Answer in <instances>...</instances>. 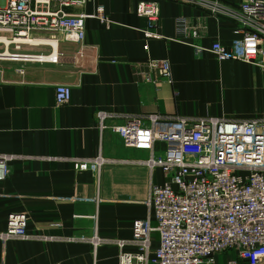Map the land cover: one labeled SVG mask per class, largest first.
<instances>
[{
	"label": "crops",
	"instance_id": "0c3cea01",
	"mask_svg": "<svg viewBox=\"0 0 264 264\" xmlns=\"http://www.w3.org/2000/svg\"><path fill=\"white\" fill-rule=\"evenodd\" d=\"M140 1L91 0L65 9L87 15L85 38L81 44L60 41L57 63L0 59V155L22 157L7 165L0 181V232L8 214L25 213L32 237L0 240V264H118L113 241L131 239L134 220L147 216L150 186L161 184L163 176L139 163L148 152L124 147L109 128L100 132L97 110L117 115L108 126L131 117L145 121L150 114L232 121L264 117V69L218 62L207 51L197 54L174 41L145 39L141 31L147 20L136 14ZM98 7L112 22L109 28L90 16ZM179 17L202 22L197 44L203 48L213 41L229 48L239 39L228 20L170 0H160L154 32L173 38ZM20 53L47 55L51 50L24 47ZM149 59L169 61L170 82L148 69ZM58 85L71 89L69 102L60 106L55 103ZM163 150L164 145L155 144V151ZM99 154L109 162L98 176L71 162ZM94 233L102 240L95 254L90 243L78 240ZM157 245L153 234L152 249ZM229 257L218 255L215 264H226Z\"/></svg>",
	"mask_w": 264,
	"mask_h": 264
},
{
	"label": "built area",
	"instance_id": "2783aa9c",
	"mask_svg": "<svg viewBox=\"0 0 264 264\" xmlns=\"http://www.w3.org/2000/svg\"><path fill=\"white\" fill-rule=\"evenodd\" d=\"M91 0H0V59L57 63L60 41L81 44L85 38V14L67 13ZM203 8L206 14L234 24L239 36L227 48L213 41L209 48L197 44L203 24L179 17L175 36L164 38L154 32L160 19V0H141L136 14L147 20L145 39L174 41L209 52L218 62L239 61L264 69V0H170ZM108 28L112 22L101 7L90 15ZM6 40L7 44L4 43ZM49 48L51 53L22 54L24 48ZM12 48L14 53H8ZM148 69L170 82L171 67L166 59H149ZM150 81V80H148ZM71 89L55 87L56 106L67 104ZM97 128H109L123 146L146 151L139 163L150 172L158 170L161 184H152L145 200L147 216L134 220L132 237L115 240L118 264H215L218 255H230L226 264H264V117L243 121L215 118L190 119L150 114L131 117L122 124L108 126L117 115L109 110L95 112ZM155 144L164 145L162 152ZM22 157L0 155V181L7 165ZM79 171L99 175L109 161L101 154L93 158L71 159ZM25 213H10L0 240H30ZM158 245L152 249V235ZM71 238V241H75ZM78 240L92 245L93 254L102 243L94 233ZM127 246L135 251H125ZM58 264V263H57ZM92 264H95L93 262Z\"/></svg>",
	"mask_w": 264,
	"mask_h": 264
},
{
	"label": "rangeland",
	"instance_id": "374dc122",
	"mask_svg": "<svg viewBox=\"0 0 264 264\" xmlns=\"http://www.w3.org/2000/svg\"><path fill=\"white\" fill-rule=\"evenodd\" d=\"M1 50H3V47H2V45H0V51H1Z\"/></svg>",
	"mask_w": 264,
	"mask_h": 264
},
{
	"label": "bare ground",
	"instance_id": "6f19581e",
	"mask_svg": "<svg viewBox=\"0 0 264 264\" xmlns=\"http://www.w3.org/2000/svg\"><path fill=\"white\" fill-rule=\"evenodd\" d=\"M2 41H4V43L7 44L6 40H2ZM7 52H8V51H7Z\"/></svg>",
	"mask_w": 264,
	"mask_h": 264
}]
</instances>
